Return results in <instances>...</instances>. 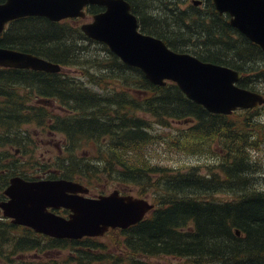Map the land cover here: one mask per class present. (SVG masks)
Returning a JSON list of instances; mask_svg holds the SVG:
<instances>
[{
	"label": "trees",
	"instance_id": "16d2710c",
	"mask_svg": "<svg viewBox=\"0 0 264 264\" xmlns=\"http://www.w3.org/2000/svg\"><path fill=\"white\" fill-rule=\"evenodd\" d=\"M173 4L164 13L163 26L138 12L139 31L174 51L239 71L236 84L260 93L256 80H264V66L259 65L264 50L211 7L185 11ZM82 43L97 45L103 57L89 54ZM0 47L29 52L62 67L55 73L0 68V146L19 143L24 149L33 134L27 127L43 126V132L64 139V159L54 160L66 164L64 177L98 170L121 186L135 187L138 195L150 191L153 208L148 214L126 229L110 231L113 237L116 232L121 236L119 248L133 253L132 260L136 254L179 259L174 264H264V169L252 159V152L264 150V105L229 115L210 113L174 83L150 84L139 69L121 63L105 44L85 37L66 20L16 18L1 33ZM68 67L75 68L77 76L67 73ZM150 118L163 127L174 121L186 127L167 132V139L153 132ZM156 142L180 153L207 149L202 154L213 158V165L206 175L195 167L173 171L153 162L150 146ZM39 161L37 157L34 162ZM221 193L226 196L211 198ZM4 240L0 257L9 264H37L14 260L22 251L38 255L92 243L88 238L39 239L32 234L10 238L8 233L6 238L1 235L0 242ZM150 258L136 264H155ZM68 259L74 264H112L113 256L103 250L99 256L83 251L75 260L71 254Z\"/></svg>",
	"mask_w": 264,
	"mask_h": 264
},
{
	"label": "water",
	"instance_id": "95a60500",
	"mask_svg": "<svg viewBox=\"0 0 264 264\" xmlns=\"http://www.w3.org/2000/svg\"><path fill=\"white\" fill-rule=\"evenodd\" d=\"M211 1L217 13L228 14L229 26L264 50V0ZM87 3L102 5L104 10L80 25L82 33L105 44L124 65L139 69L150 84L174 83L188 100L214 114L228 115L264 104L262 94L236 84L239 71L174 51L161 39L138 31L134 15L122 0H5L0 5V32L7 21L24 16L51 21L83 16L81 9ZM0 67L47 73L62 69L32 53L4 47H0ZM76 189L77 184L62 179L24 182L14 177L4 190L8 200L0 207L14 223L60 239L96 237L107 229H125L152 208L145 198L122 195L115 189L94 198L77 197ZM59 206L69 209L67 218L45 211ZM234 233L239 235L237 230Z\"/></svg>",
	"mask_w": 264,
	"mask_h": 264
},
{
	"label": "flooded vegetation",
	"instance_id": "af4514ba",
	"mask_svg": "<svg viewBox=\"0 0 264 264\" xmlns=\"http://www.w3.org/2000/svg\"><path fill=\"white\" fill-rule=\"evenodd\" d=\"M122 1H124L125 3L128 4L129 12L132 15H134L136 22H137V25H138V22L141 23L142 21H141V19H139V13L137 11L138 9L135 7L132 0H122ZM134 1H136V0H134ZM165 1L166 0H155V2H156L155 4L160 8H158L156 5H154V8H152L150 10H145L147 8V6L144 5L145 0H137L136 2H140L141 5H140L139 10H141L144 13V16L151 17L154 20H157V18H163L162 20H164L163 13L161 10L164 9L163 6H164ZM186 1H188L189 4L187 6H185V8L181 7V5H180L182 0H181V2H177L176 0H174L173 2L180 9L185 10L187 7H191V8H193L199 12H202L204 10L205 6L207 5L208 7H211L212 10L217 15H221V16L225 17L226 21L228 23V14L217 13L216 10L214 9V6H213V3L211 0H195V2H193V3L191 0H186ZM4 2H5V0H0V5L3 4ZM103 10H104V7L102 5L88 4L87 3L82 7V12L84 14L83 16L71 17V18H65V19L67 22H69L73 25L80 26L83 23L89 22L94 14H98ZM12 20H14V19H12ZM12 20H10V21H12ZM10 21H7L4 24V26H6ZM33 129L36 130L35 127ZM32 133L37 134V135H39V134L45 135L49 139H51L54 136V134L49 133V131L43 132L42 130L40 133L39 132L37 133V131H36V133H34V131H32ZM39 143H40V140L38 139V144ZM47 143H50V141H48ZM8 145L10 146V144L0 146V150H1V152H0V160H1V163H0V203H4L8 200V197L4 194V190L9 185L10 178H14V177H17L24 182L55 181L58 179L66 180V181H69V182H72V183H75L78 185V189H76V192L74 194L77 197H82V198H94L100 194V192H98V191L92 192L93 194L89 193L88 189H90L93 184H95V183H110L111 184V182L112 183L114 182V180H112V179H111L112 181H110L108 179H102L101 177H107V176L103 172H99L98 170L94 171V173H89V172H86L87 170H83L79 174V178H76V177L66 178V177H64V173L67 170L66 164L54 162L55 159L63 158L65 156L64 149L62 148V146H60L58 149L59 152H62V153H58V154H55L54 156H50V157L44 159L40 155L39 156H33V153H34L37 146L33 147L34 149H33L32 153H30L28 155L29 156L28 158H25V156H24L25 154L23 152L24 149H21L18 145H13L12 149H13V151H15L14 153H17V151L19 153L18 156H14L13 153H9L8 151H6V149H4L5 146H8ZM37 157L40 158V161L34 162ZM9 160H13V163L12 164L9 163ZM78 163L81 166H83L82 163H80V162H78ZM5 166L12 168V171H10L11 169H8ZM84 175L87 176V178H84ZM114 183H116V182H114ZM116 187L121 190V188L124 186H121L118 183H116ZM118 189H116V190H118ZM45 211L51 212L54 215H57V216H60L63 218H67L68 214L70 213L69 209L61 207V206L53 207V208L46 207ZM9 225H13L14 228H11ZM117 230H120V229H117ZM6 233L9 234L10 238L11 237H17L20 234H32L39 239H44L45 237L50 238V239L52 238V237L46 236L42 233L36 232L31 227H28L22 223H14L12 221L11 217L5 216L3 209L0 207V237H1V235L4 234V237L6 238ZM57 239H60V238H57ZM5 241L6 240L0 242V246L3 249H6ZM99 246L100 245H97L95 243L79 242L78 245H73L70 248L69 247L63 248V249H66L67 251H65L62 254H56L54 257L52 256L51 258L43 256V254L46 253V251H41V253H39L38 255H36V252L29 251L27 253H24L22 251L21 253H19L17 255V257H14V260L20 261V263H21V262L25 261V260H23V258H25L29 254L31 256V259H29V261H32V262H35L34 261L35 257H39L37 264H43V262L46 264L48 260H53V262L56 264H60V263H62V264H65V263L66 264H68V263L74 264L73 261H69V259H68L69 254H71L73 260H75L77 258V255L81 256L83 254V251H88L91 254H95V255L99 256V252H101ZM120 246L121 245H119V247ZM56 250H61V249L57 248ZM114 252H116V251H114ZM120 252L121 251L116 252V253L120 254ZM112 253H113L112 250L106 251V254H108L110 256H113ZM134 255H135V258L133 260H131V262H134L136 264V263L140 262V260H138L136 258L138 255H136V254H134ZM58 256H60V257H58ZM91 263H95V262L93 261ZM0 264H9V263H6L4 256H2V255L0 257Z\"/></svg>",
	"mask_w": 264,
	"mask_h": 264
},
{
	"label": "rangeland",
	"instance_id": "374dc122",
	"mask_svg": "<svg viewBox=\"0 0 264 264\" xmlns=\"http://www.w3.org/2000/svg\"><path fill=\"white\" fill-rule=\"evenodd\" d=\"M137 1V0H136ZM134 0H132V2L134 3L135 7L138 9H136L142 16H144V13L139 10L140 9V2H136ZM174 0H166L164 2V9L162 10L163 13V17H164V13L170 8V6L172 5V3ZM177 2H181V0H176ZM172 2V3H171ZM155 0H145L144 5L147 6V8L145 10H150L152 8H154L155 5ZM169 3V4H167ZM189 3L186 0H182L181 2V7L185 8V6H187ZM166 5V6H165ZM191 6V5H190ZM188 10H193L191 9V7H187L185 9V11ZM163 18H157L156 24L163 26L165 24V20H162ZM151 21H153L151 19ZM145 23V21H144ZM149 24V23H148ZM142 25L144 27H146V24L144 25L142 23ZM24 37V35H22ZM82 45L85 47V50L88 51L89 54L92 55H97L100 57H103V53L97 50V45L95 44H89V43H82ZM260 66H264V56L263 58L260 59L259 62ZM62 70V69H61ZM67 71V73H69L72 76H77V73H75L74 71L75 68L73 67H68V69H65ZM87 87L92 88L94 90H97V88L93 87L90 84H86ZM256 89H258L261 92L264 93V80H256ZM260 109V108H259ZM51 111H55L56 108H51ZM260 119L264 122V113L261 115ZM151 126L153 127V132H155L156 134H160L162 135L164 138L168 139V135L167 132L170 133H174L175 130L177 128H184L186 127V123L183 122H171L170 126H160L157 125L153 119H149ZM43 126H35L34 127H27V129L29 131H34V133L41 132ZM26 128V127H25ZM38 139L40 140V145L38 144ZM30 140L31 142L25 143L24 144V156L25 158H28L29 154L32 153L33 151V145L34 147H36L33 156H42L44 159L50 157V156H54L55 154L58 153H62L59 152V147L60 146H64V139L62 138L61 135L59 134H55L51 139H49L48 137H46L45 135H37V134H31L30 136ZM48 141H50V143H47ZM14 142V141H13ZM16 145H18L19 147L21 146L19 143H17ZM13 145H8L5 146L4 149H6V151H8L9 153H13L14 156H18L19 153L17 151V153H14L15 151H13L12 149ZM150 147H152V151H151V156L153 159V162L161 165V166H165L167 168H171V170L173 171H187L190 167H195L198 172L202 175H206L208 170L207 168L210 167L211 165H213V158H211L210 156H208L207 153L202 154L204 151H207V149H201V153L196 154V153H190V152H183L180 153L179 151H173L172 148H169L166 144L162 143V142H156L153 145H151ZM91 151H93V148L91 149ZM1 152V150H0ZM252 159H257L258 162L260 164H262V167L264 169V150L262 152L259 153H253L252 152ZM254 177L256 178V182L260 179L257 178L258 177V171L255 170L254 173ZM102 179H108L110 181H112L111 179H109L108 177H101ZM258 184V183H256ZM114 189H118L116 187V183H95L92 185V187L89 190V193L93 194L92 192H100L101 195H105L107 193H110L111 191H113ZM118 191L121 194H127V195H131L133 197H142L145 198L147 201L151 202L152 201V196H150V191L147 192H142V195H138L140 193L136 192V188L135 187H122L121 190L118 189ZM99 194V195H100ZM98 196V195H97ZM226 196L225 193H221L218 195H213L211 196V198L213 199H221L224 198ZM112 234H114L113 232H111L110 234L106 233L102 236L99 237H92V238H88V242H92L95 243L97 245H100L99 248L100 250H103L104 252L112 250L113 251V259H112V264H131V260H132V256L133 253L127 252L126 250H120L119 248V240L121 239L120 235H117V232L115 233L114 237L112 236ZM85 238V237H84ZM83 241V240H82ZM103 246V247H102ZM61 250H51L48 251L46 253L43 254V256L45 257H49L51 258L52 256L54 257L56 254H62L65 251H67L66 249L63 248H59ZM120 252V254H117L116 252ZM126 253V254H125ZM100 254V252H99ZM60 257V256H58ZM138 260H140L141 262H144L146 260H148V258L150 257H140L137 256L136 257ZM31 259V256L28 254L25 258H23V260H29ZM151 261L155 264H174L175 262H178L179 259H174V258H165V257H155V258H150ZM39 257H35L34 261L36 263H38ZM66 264V263H65ZM69 264V263H68ZM91 264H107V263H101L99 261H96L95 263H91Z\"/></svg>",
	"mask_w": 264,
	"mask_h": 264
},
{
	"label": "bare ground",
	"instance_id": "6f19581e",
	"mask_svg": "<svg viewBox=\"0 0 264 264\" xmlns=\"http://www.w3.org/2000/svg\"><path fill=\"white\" fill-rule=\"evenodd\" d=\"M159 2H160V1H159ZM162 3H163V2H162ZM171 3H172V2H171ZM159 4H160V3H159ZM159 4H158V5H159ZM168 4H169V3H168ZM172 4H173V3H172ZM155 5H156V4H155ZM156 6H157V5H156ZM165 6H166V5H165ZM157 7H158V6H157ZM163 7H164V6H163ZM158 8H160V7H158ZM161 11H162V10H161ZM171 11H172V10H171ZM198 30H199V29H198ZM100 195H101V194H100Z\"/></svg>",
	"mask_w": 264,
	"mask_h": 264
}]
</instances>
